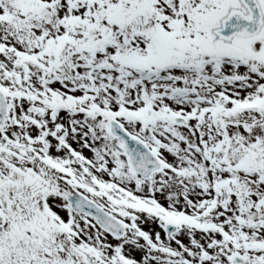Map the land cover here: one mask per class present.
<instances>
[{
    "label": "snow or ice",
    "instance_id": "obj_1",
    "mask_svg": "<svg viewBox=\"0 0 264 264\" xmlns=\"http://www.w3.org/2000/svg\"><path fill=\"white\" fill-rule=\"evenodd\" d=\"M0 264H264V0H0Z\"/></svg>",
    "mask_w": 264,
    "mask_h": 264
}]
</instances>
